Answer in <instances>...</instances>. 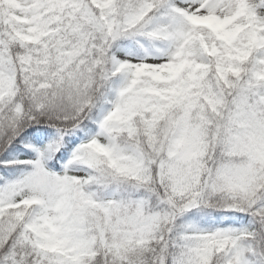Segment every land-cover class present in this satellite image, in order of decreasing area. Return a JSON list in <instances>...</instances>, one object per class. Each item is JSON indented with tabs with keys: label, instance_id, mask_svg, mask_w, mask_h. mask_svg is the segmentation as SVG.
<instances>
[{
	"label": "snow or ice",
	"instance_id": "6c2138e0",
	"mask_svg": "<svg viewBox=\"0 0 264 264\" xmlns=\"http://www.w3.org/2000/svg\"><path fill=\"white\" fill-rule=\"evenodd\" d=\"M0 264H264V0H0Z\"/></svg>",
	"mask_w": 264,
	"mask_h": 264
}]
</instances>
